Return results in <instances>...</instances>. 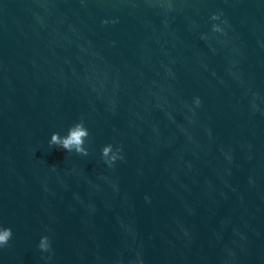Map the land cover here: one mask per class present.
Wrapping results in <instances>:
<instances>
[{"label":"water","instance_id":"water-1","mask_svg":"<svg viewBox=\"0 0 264 264\" xmlns=\"http://www.w3.org/2000/svg\"><path fill=\"white\" fill-rule=\"evenodd\" d=\"M0 223L6 264H264V0H0Z\"/></svg>","mask_w":264,"mask_h":264},{"label":"clouds","instance_id":"clouds-1","mask_svg":"<svg viewBox=\"0 0 264 264\" xmlns=\"http://www.w3.org/2000/svg\"><path fill=\"white\" fill-rule=\"evenodd\" d=\"M210 20L213 22L211 31L213 33L223 34L224 29L221 27L220 15H212ZM105 23H107L105 21ZM202 40H207L208 36L202 35ZM199 97L194 98L193 105L200 106ZM89 137V131L85 127L83 121L73 124L67 129L65 135L60 133H53L48 141L49 147L55 146L57 149L64 150L67 153H75L80 156H87L88 151L85 147V142ZM101 158L108 167H112L118 160L123 159L122 148L114 147L112 144H107L101 149ZM147 199V198H146ZM13 232L10 227L4 226L0 223V249L6 247L12 239ZM37 248L42 253H48L51 250V242L47 235L41 236L37 244Z\"/></svg>","mask_w":264,"mask_h":264}]
</instances>
